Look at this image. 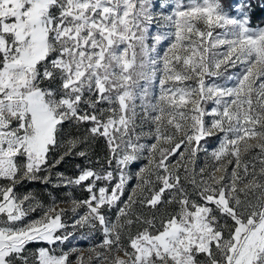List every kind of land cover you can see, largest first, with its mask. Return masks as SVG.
Here are the masks:
<instances>
[{"label": "snow or ice", "instance_id": "1", "mask_svg": "<svg viewBox=\"0 0 264 264\" xmlns=\"http://www.w3.org/2000/svg\"><path fill=\"white\" fill-rule=\"evenodd\" d=\"M169 3L166 15L154 0H0V264H72L78 250L56 247L72 235L65 210L49 206L25 223L34 197L15 191L51 182L68 156L100 165L56 174L89 193L73 201V213L87 211L72 227L99 225L104 251H89L100 264H264V27L249 26L248 0L239 16L220 0L160 6ZM157 18L167 30L150 35ZM211 137L216 167L197 172ZM101 139L107 153L93 161ZM137 203L177 210L146 218ZM105 208L118 209L114 221ZM33 242L47 246L26 254Z\"/></svg>", "mask_w": 264, "mask_h": 264}, {"label": "rangeland", "instance_id": "2", "mask_svg": "<svg viewBox=\"0 0 264 264\" xmlns=\"http://www.w3.org/2000/svg\"><path fill=\"white\" fill-rule=\"evenodd\" d=\"M164 3V0H154V11L156 12H163L164 14H170L172 5L166 4L164 7H161L160 5ZM240 3V0H234V4L228 6V4L225 3L222 4L224 6V10L230 15V16H239L240 14L236 11V5ZM163 24L162 20H159L157 18L154 20L153 24L150 27V35H154L157 31L161 30H167L160 28V25ZM250 26V25H249ZM202 27V26H201ZM253 28L257 27H264V23L255 24L253 26H250ZM219 31V29H217ZM149 45L153 43L151 39L148 41ZM168 41L161 42L160 45L157 46V52L159 54H163V51L167 48ZM233 71L232 69L229 70V72ZM159 76V74H158ZM160 92V86L158 79L153 81L150 85V94L152 97L158 96ZM139 103V101H137ZM101 107H107V105H101ZM67 126L65 125V129ZM69 131V130H68ZM83 131V129H81ZM75 132V130L73 131ZM149 143L151 141H148ZM219 137H211L207 138L205 141H202V150L197 153L196 161H195V168L197 172L200 168L208 166V171H212L216 167V163L211 157L210 153L212 150H214L218 146ZM82 150V149H81ZM258 150H253L252 152L248 153L245 156V159L251 160L253 156L256 155V152ZM78 156H68L65 158L64 161H62L56 168L52 170L51 173V182L49 183H42L40 181H34V182H28L23 181L21 182L16 188L15 191L19 196H23L25 194H29L34 199L31 201L36 206V211L31 212L25 219V223H27L30 220H35L37 218H40L43 215L44 209H46L49 206L55 205L57 210L64 209V215L62 216L63 222H65L67 227V232L72 233V235L69 237L67 241H65L63 244H58L57 251L60 250L68 251L69 249L75 248L78 251L75 253H72L70 256V259L72 261V264H77V257L82 254L84 264H88V258L91 255L92 256V264H100V261L96 259L94 253H90V249L96 248L97 251H104L103 249L99 248L98 245L101 244L103 239V233L97 225L95 229H90L87 226L85 227H77L73 228L72 225L76 219L79 218L80 215H83L86 211V207H80L77 209L76 213H73V201H83L88 199L89 193L87 192L86 196L81 197L83 194L84 186H76V185H70L65 186L61 183H59L57 173H63L66 177H76L79 174V169L75 176L72 175V172L77 168L76 164L79 163L80 168H83L86 166L85 160H80ZM175 160V158H173ZM147 163L146 159H141L140 161H137L131 165L130 171L135 172L138 170V168L144 164ZM97 168L100 167L99 164L93 163ZM259 167V165H258ZM232 168V165L228 166V171L230 172ZM41 176L47 175V173H41ZM217 176L221 175L220 172L216 173ZM87 183V182H86ZM136 180L133 178L128 182L127 190L125 191L124 196L122 197L123 200H127L128 195L131 193L132 188L135 186ZM189 191H191V187L188 188ZM167 198V197H165ZM28 205L25 204V207ZM165 209L168 212H174L177 210V206L175 204L166 206L164 204L158 205L157 208L153 209L151 207L142 206L139 203H137L134 206V211L142 215L146 218H151L154 215H160L162 214ZM117 208H112L111 210H108L107 208L104 209V214L109 220L114 221L116 218ZM3 217H0L2 219ZM231 223V221H229ZM137 230V225H133L132 231L135 232ZM47 245L44 242H33L27 245V253H34L38 248L40 247H46ZM119 255H123V253H119ZM200 260H203L204 257L200 256Z\"/></svg>", "mask_w": 264, "mask_h": 264}, {"label": "trees", "instance_id": "3", "mask_svg": "<svg viewBox=\"0 0 264 264\" xmlns=\"http://www.w3.org/2000/svg\"><path fill=\"white\" fill-rule=\"evenodd\" d=\"M220 2H221V4H224L225 0H220ZM248 2L250 4V7H248L246 9V11H247L248 16H249V25L253 26L255 24L264 23V0H248ZM226 3L228 4V6L231 7V5L234 4V0H226ZM223 8H224V6H223ZM65 125L67 126L66 128L69 131H74V129H71L68 124H65ZM85 127H87V126H85ZM106 153H107V149H106L105 142L103 139L97 141L95 143V145L92 147V149L90 150V155H91L93 161L99 159L102 162ZM80 160H85V159L81 158ZM85 161L87 163L86 165H88V161L87 160H85ZM76 165L78 166L79 163ZM88 166H91L93 168L98 169L93 163L91 165H88ZM77 171H78V168H75V170L72 172V175L75 176ZM86 193L87 192L84 188L83 194L81 197L86 196L87 195Z\"/></svg>", "mask_w": 264, "mask_h": 264}]
</instances>
